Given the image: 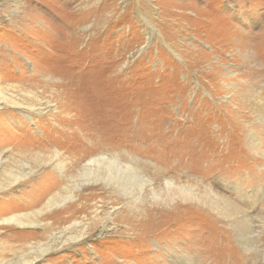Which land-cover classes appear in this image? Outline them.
<instances>
[{
    "label": "rangeland",
    "instance_id": "rangeland-1",
    "mask_svg": "<svg viewBox=\"0 0 264 264\" xmlns=\"http://www.w3.org/2000/svg\"><path fill=\"white\" fill-rule=\"evenodd\" d=\"M263 103L264 0H0V187L19 178L0 190V219L39 224L0 223V264L41 243L50 252L27 264H172L169 248L264 264L204 208L163 207L148 185L123 197L142 178L160 197L166 178L207 187L251 216L264 250ZM99 153L145 162L144 176L78 188Z\"/></svg>",
    "mask_w": 264,
    "mask_h": 264
},
{
    "label": "bare ground",
    "instance_id": "bare-ground-1",
    "mask_svg": "<svg viewBox=\"0 0 264 264\" xmlns=\"http://www.w3.org/2000/svg\"><path fill=\"white\" fill-rule=\"evenodd\" d=\"M262 106H263V111H264V103L262 104ZM26 118H28V120H31V117H29L28 115L26 116ZM250 145H252V143ZM124 155H126V154H124ZM0 156H1V153H0ZM109 156L110 157H107V156L99 153V154H97V157L91 158L86 163L84 162L83 166H81V168H79V172L77 173L78 178L76 179V181H77L76 186L78 188H82V189L89 190V191H91L93 189H105L106 190L105 184H107V183H105L106 182L105 179H109V180H112V182H111L112 187L111 188L113 190H118L117 188L118 187L120 188V186L122 184L121 181L123 179V176H125L126 178H130V179L132 176H135V174H138L140 176H144V175H142L141 171L137 167H139L141 165H145V164H143L145 162H143V161L141 162L137 158H133V157L129 156L128 154L126 156L127 162H122L119 159V156H112V155H109ZM3 161L4 160H2L0 157V168H2L1 165H2ZM55 167L59 170H62V168H63L61 162H59ZM180 172H181L180 174L185 173L184 170H181ZM127 173L131 177L128 176ZM111 174H112V176H111ZM167 174H168V170H167ZM185 177H187V176H185ZM18 180H19L18 177H12L8 181L6 179L5 182H9V181L10 182L7 183L6 185L1 186L0 190L8 191V192L11 191V189H13V185H15L18 182ZM141 180L143 181L141 184H139L140 182L137 183L135 181L132 183L133 186L129 185L131 188L129 189L128 192H125V195H123V197L125 199L131 200L132 197L127 198V195L130 194L129 196H132L131 191L133 188H135L139 192V190L140 191L142 190V187L144 185H148L150 190H151V197L150 198L154 199L155 202L159 203L163 207H169L175 201H178L180 204H184V205H190L193 203L199 208L200 207L204 208L206 211H208V213H211L216 218H220V219L228 222V226H230L231 229L229 231L224 229L226 231L225 232L226 235H228L231 239L234 238L236 243H238L237 245H239L240 247H243L247 251H252L253 254H260L261 253L262 257L264 259V250L259 248L260 246L258 243L257 236L255 234L257 232L256 231L257 228L251 222V216L249 214L247 215L246 214L247 212L246 213L241 212V209L236 204H234L231 200H229L228 198H225L223 196L218 195L217 193L213 192L211 189H208L207 187H205V189H202V191H199V190L196 191L197 189H195L193 186H191L189 184L176 183L171 178L164 179V183L162 184L163 188H164V192H163L164 197H160L162 195L160 193H156V192H158V190H155L154 187H152V185H151L152 183L149 179L142 178ZM114 185L116 186V188ZM96 187H98V188H96ZM0 195H1V193H0ZM39 196H41V194ZM72 198H73V196L69 195L68 197H66V200L70 201ZM50 200L48 202H46V204H47L46 207L48 208V212L52 208V203H50ZM62 203H63V201L60 203H56V205H57L56 207H58V206L61 207L60 205H62ZM175 205H177V204H175ZM57 211H58V208H57ZM96 211H97V209H96ZM161 211H163V210H161ZM164 212H166V211L164 210ZM176 212H174V213H176ZM40 213H41L40 210H37L34 214L38 215ZM54 213H57V212H49L48 215H51V214L53 215ZM163 214H165V213H163ZM151 215H148V217L146 218L144 223L147 222L148 220H150V222L153 221V223H150L151 225H153L154 222L157 221L156 217H152ZM175 216H176V214H175ZM28 217H30L29 214H23V213L22 214H12V215L5 217V218L2 217L3 219H0V223H6V224L12 223V224L16 225L19 229L18 233H20L21 235L25 234V229H24L25 227L32 226V229L29 228L27 230H30L31 233L36 234V232H35L36 227L39 224L31 222ZM74 225H76V223ZM238 225H240V226L237 227ZM16 226H14V227H16ZM148 226H150V225L148 224ZM155 226H157V225H155ZM72 227H73V225H69L68 227L64 228V230L70 229ZM155 228H157V227H155ZM91 231H92V227L90 228V230L88 232H91ZM88 232L85 233V230H83L77 236L70 237L69 240L71 242H73V241L78 242V241L84 239L85 235L88 234ZM13 235L14 234H12V236ZM19 238H21V236H19ZM44 245L45 244H43V243L38 244V246L36 248V253H38L39 255L36 256L35 258L25 260L24 264H27L28 262L31 263L32 261L33 262L37 261L38 259L41 260V257L43 255H45L46 253H49L50 250H49V248H47L48 245H45V246ZM182 250L169 248V249H166V252H167L166 255L169 257V260L172 262V264H193L192 261H194V258L192 257V255H190L189 253H186Z\"/></svg>",
    "mask_w": 264,
    "mask_h": 264
}]
</instances>
